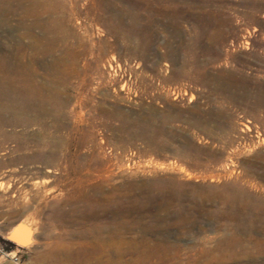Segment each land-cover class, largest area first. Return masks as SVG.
Segmentation results:
<instances>
[{"label": "rangeland", "instance_id": "374dc122", "mask_svg": "<svg viewBox=\"0 0 264 264\" xmlns=\"http://www.w3.org/2000/svg\"><path fill=\"white\" fill-rule=\"evenodd\" d=\"M0 6V48L22 44L54 99L0 102V264H38L7 240L20 219L41 250L264 264V0Z\"/></svg>", "mask_w": 264, "mask_h": 264}, {"label": "bare ground", "instance_id": "6f19581e", "mask_svg": "<svg viewBox=\"0 0 264 264\" xmlns=\"http://www.w3.org/2000/svg\"><path fill=\"white\" fill-rule=\"evenodd\" d=\"M32 13V9H26L28 18ZM25 37H31V34H27ZM25 50L22 44H18L16 48H11L10 44L5 43L0 48V102L9 103L12 111L19 106L23 110L30 106L43 109L46 103L54 100L51 96L46 95L48 90L42 83L41 85L30 78L34 73V68L25 65L27 58ZM26 228H30V225L27 224ZM26 228L19 227L12 234L20 239L30 238L28 244L23 246L33 248L34 253L40 254L38 264H130L124 260L125 253L121 251L118 260H113L112 248L108 243H97L98 241L95 242L90 239L81 240L82 238L79 239L81 236H76L75 239L58 238L56 241L54 240V243L46 244L41 250L37 245L41 236L35 235L34 231H31V236H29Z\"/></svg>", "mask_w": 264, "mask_h": 264}, {"label": "water", "instance_id": "95a60500", "mask_svg": "<svg viewBox=\"0 0 264 264\" xmlns=\"http://www.w3.org/2000/svg\"><path fill=\"white\" fill-rule=\"evenodd\" d=\"M24 223V221L23 220H18L17 222H15V223H13L10 227H9V229L7 230V232H6V234H8V235H6L7 236V240L11 243V244H13V245H15V246H18V245H21V246H23V245H26V244H28V242H29V237L28 238H22V239H20V238H17V237H15L12 233H13V231L15 230V229H17V228H19V227H27V224H25ZM27 229V228H26ZM27 231L29 232V236H31V231H32V229L31 228H28L27 229Z\"/></svg>", "mask_w": 264, "mask_h": 264}]
</instances>
